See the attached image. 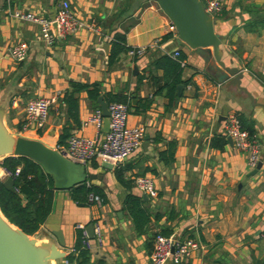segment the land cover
I'll return each mask as SVG.
<instances>
[{
    "label": "crops",
    "instance_id": "obj_1",
    "mask_svg": "<svg viewBox=\"0 0 264 264\" xmlns=\"http://www.w3.org/2000/svg\"><path fill=\"white\" fill-rule=\"evenodd\" d=\"M60 1L0 0V111L4 122L15 132L50 144L56 143L64 122L71 125V133L93 135L92 125L80 126L93 109L86 92L77 93L78 124L66 116L59 101L69 80L97 82L103 98L107 92L130 95L131 105L147 98L149 106L140 112L130 107L126 120L129 125L141 124L148 142L117 164L124 167V176L151 175L156 195L143 199L132 182L129 186V191L141 196L149 215L144 231L138 233L122 208L128 189L116 180L112 168L97 165L98 178L93 183L102 188L105 201L99 207L76 203L67 189H54L50 211L36 231L38 239L52 238L50 232L60 229L63 250L68 252L78 224L85 229L97 219L103 244L89 250L87 264H146L155 231L200 241L199 249L178 264H264V109L251 105L234 86L217 82L201 56L178 38L153 0H67L72 12L93 26L67 33L51 44L39 37L37 24L10 14L18 9L51 17ZM215 21L216 30L224 35L220 44L223 60L239 68L241 84L254 101L264 104V0H224ZM113 32H121L128 47L153 40L156 44L138 57L125 49L108 63V39ZM18 41L27 42L28 48L25 57L15 61L7 48ZM175 49L185 54L180 69L184 82L168 104L165 90L156 91L163 77L154 61ZM38 95H56L42 129L26 125L23 114L25 102ZM231 113L245 117L260 142V166L253 173L245 153L223 135L224 118ZM105 128L104 117L98 137ZM155 135L160 140L155 142ZM221 136L224 142L213 141L220 146L210 143ZM168 140L175 142L173 160L164 163L158 151Z\"/></svg>",
    "mask_w": 264,
    "mask_h": 264
},
{
    "label": "built area",
    "instance_id": "obj_2",
    "mask_svg": "<svg viewBox=\"0 0 264 264\" xmlns=\"http://www.w3.org/2000/svg\"><path fill=\"white\" fill-rule=\"evenodd\" d=\"M199 1L203 11L211 19L215 20L220 15L224 0ZM10 14L15 18L37 24L39 37L46 44H51L56 38L77 31L84 26H93V22L86 24L76 16L70 9L67 0L59 2L51 17L18 9L10 10ZM52 22L55 23L56 32H53ZM155 44L156 41L153 40L144 45L129 46L126 52L130 56L138 57ZM27 48V42L18 41L8 46L7 52L13 60L20 61L25 57ZM170 56L177 58V49L173 50ZM178 62L182 66L184 59L178 58ZM262 72L264 73V67ZM187 85L190 86L189 84ZM55 97L56 95L50 97L38 95L29 98L23 106L25 124H31L35 129H42L48 118L50 103L54 101ZM106 107L108 110L107 116H102L100 108L94 107L80 122V126L92 125L95 129L93 135L71 133L63 144H53L55 149L67 159L84 165H87L94 158L104 159L115 165L132 155L140 147L144 135V127L141 124L129 125L127 123L128 105L126 102L111 100L106 102ZM104 117L106 118V128L102 135L98 137ZM223 135L230 137L232 146L245 153L247 165L254 167L260 158V142L254 134H250L245 128L241 127L239 119L234 113L225 116ZM19 171V164L15 165L12 170L0 165V179L5 177L14 179ZM132 184L140 193H144L146 196L153 197L156 195V188L149 174L134 175ZM87 200L97 207L103 203L100 195L91 192L88 193ZM91 223V238L87 236L84 227L78 224L81 235L80 243L89 250L92 247H99L103 244L101 223L97 219ZM200 246V241L192 236L155 232L146 264H164L166 261L178 264L189 258Z\"/></svg>",
    "mask_w": 264,
    "mask_h": 264
},
{
    "label": "water",
    "instance_id": "obj_3",
    "mask_svg": "<svg viewBox=\"0 0 264 264\" xmlns=\"http://www.w3.org/2000/svg\"><path fill=\"white\" fill-rule=\"evenodd\" d=\"M171 21L178 38L188 47L194 49L205 62L206 70L217 82L225 86L232 85L238 91H242L249 99L251 105L264 104L254 101L251 92L241 84L242 72L234 65H228L222 58L220 44L224 38L221 32L216 30V21L211 19L202 9L199 0H153ZM53 32H56L55 23L52 22ZM108 44L103 43L104 50ZM133 72L136 66H132ZM182 84L176 85L177 93ZM134 102V99L131 100ZM96 103L102 116L108 115L106 101L102 95L96 97ZM226 140L231 143L230 137ZM147 135H143L140 144L145 148ZM7 155H23L36 162L43 172L48 174L52 181L53 189H67L82 181H93L98 178L95 168H89L62 156L53 146L38 137H32L15 132L12 127L4 122L0 111V160ZM98 165L105 169H111L112 163L101 159ZM260 166L258 160L250 171ZM2 185L8 190L14 191L13 179L5 177L1 179ZM146 199V194L142 193ZM85 231L89 238L92 237V223L85 225ZM51 237L39 238L37 234L29 235L21 228L9 222L0 212V264H61L66 262L63 250L65 242L60 229L52 230Z\"/></svg>",
    "mask_w": 264,
    "mask_h": 264
},
{
    "label": "trees",
    "instance_id": "obj_4",
    "mask_svg": "<svg viewBox=\"0 0 264 264\" xmlns=\"http://www.w3.org/2000/svg\"><path fill=\"white\" fill-rule=\"evenodd\" d=\"M108 43L110 44L107 53L108 63L112 62L119 52L128 48V46H125L124 44V36L121 32H113L112 36L108 39ZM177 51V58L171 57L168 54H162L154 61V65L162 69L163 77V83L158 85L156 91L158 92L162 89L165 90L168 104H170L175 97L176 84L184 82L180 79L181 65L178 62V58H184L185 54L180 49H177ZM137 78L140 79L141 76L138 75ZM80 90L86 92V96L92 101L93 108L98 107L96 97L100 94L97 82L84 83L69 80L68 87L62 92L59 101L65 106L66 116L71 117L75 124H78L76 109L77 93ZM104 99L106 102L111 100L126 102L128 110L130 107H133L135 112L145 110L150 103L149 99L140 98L134 105H131V96L124 93L107 92L104 93ZM236 116L239 119L241 127L245 128L250 134H252L253 129L251 123L241 114H236ZM70 128L71 125L68 122H64L61 131L57 135V144H63L65 142V139L71 134ZM159 138V135H155L153 140L156 142L160 140ZM218 139L224 142V139L221 136L217 137V139H212L210 143L212 145L220 146V144H217L216 142L213 143V141ZM174 146L175 142L173 140H168L165 147L158 151V155L164 163L173 160ZM17 164L20 165V171L13 179L14 191L5 188L0 179V212L9 222L21 228L25 233L31 235L38 230L39 226L47 217L50 211L54 189L52 187L50 176L43 172L40 166L31 159L23 155H7L0 160V165L10 170H12ZM90 165L91 168H96L98 165L96 158L92 159ZM123 170L124 167L119 164H115L112 167V172L116 180L128 189V192L122 199V208L127 211L135 231L141 233L146 227L149 215L142 204L143 199L141 196L129 191L132 178L124 176ZM67 190L70 198L76 203H90L87 200V195L90 192L100 195L102 201H105L102 188L93 183V181L85 180L79 182L67 188ZM155 232L151 234V240ZM80 238V229L78 228L75 232L72 249L69 250L64 257L69 264L88 263L90 251L81 245Z\"/></svg>",
    "mask_w": 264,
    "mask_h": 264
},
{
    "label": "rangeland",
    "instance_id": "obj_5",
    "mask_svg": "<svg viewBox=\"0 0 264 264\" xmlns=\"http://www.w3.org/2000/svg\"><path fill=\"white\" fill-rule=\"evenodd\" d=\"M91 169V168H90ZM58 190V189H57ZM33 234H36V232L35 233H33ZM33 234H31V235H33ZM40 238V237H39Z\"/></svg>",
    "mask_w": 264,
    "mask_h": 264
}]
</instances>
